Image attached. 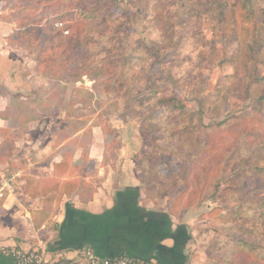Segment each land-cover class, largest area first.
<instances>
[{"label":"crops","instance_id":"1","mask_svg":"<svg viewBox=\"0 0 264 264\" xmlns=\"http://www.w3.org/2000/svg\"><path fill=\"white\" fill-rule=\"evenodd\" d=\"M4 3L0 144L11 136L15 142L9 158L0 160V187L13 181L0 199V264H16L2 252L12 247L40 248L52 262L82 258L91 249L100 257L195 264L204 238L186 216L171 211L172 203L143 189L136 160L125 156L128 147L112 144V130L100 124L71 129L78 118L59 112L65 83L43 74L30 54H18ZM61 117L67 126H59Z\"/></svg>","mask_w":264,"mask_h":264},{"label":"trees","instance_id":"2","mask_svg":"<svg viewBox=\"0 0 264 264\" xmlns=\"http://www.w3.org/2000/svg\"><path fill=\"white\" fill-rule=\"evenodd\" d=\"M123 1L22 0L29 4L27 9L35 5L44 6L40 11L35 10L37 14L32 13V8L24 11L10 39L29 42L32 49L30 55L42 73H47L46 70L52 66L59 67V60H62L67 65L68 75L72 77L87 74L99 78L107 75L103 83L109 87L106 90L111 92L123 86L122 82L117 83L116 78L121 61L119 54L107 53L102 56L101 52L94 54L93 48L101 49L102 44L113 41L115 46L120 44L135 22L151 26L152 30L157 31L159 40L139 43L142 57L138 58L137 67L145 71L143 88L149 90V100L154 99V105L160 107L154 118L163 121L150 124L148 130H169L170 134H164V139L178 140L180 144L177 148L188 159L190 153L184 151L185 147L195 135L200 136L202 130H209V126L203 121L196 124L188 115L185 99L170 89L172 84H179L182 80L170 64L181 58L185 43L191 39H194V43L206 41L202 24H209L212 29L222 27L224 32H235L238 50L234 55L221 54V48L211 41L200 56V64L206 60L210 66L208 68L213 70L225 65V68L232 67L234 74L230 76L231 91L228 93L234 95L240 91L247 96L255 92L258 105L248 111L245 118L231 115L218 122L213 129L215 132L209 134L200 152L190 155L189 165L199 173L185 178L188 184L194 176L197 178L196 185L181 191L173 201L171 211L178 215L180 209L193 206L206 193L216 191L218 182L214 178L222 177L231 162L244 157L257 168L259 166L255 163L264 158V10L263 18L259 20V0H129L138 5V9L116 17V9ZM188 6L186 18L183 19L179 11ZM57 23H62V26ZM162 40L171 46L163 45ZM93 55L101 57L91 64ZM150 68L163 72V85L146 74ZM111 81L117 84V88L111 86ZM103 129L108 130L107 127ZM14 142L15 137L11 136L0 144V160L9 158ZM241 215L245 224L254 218L246 211ZM222 219L225 223L230 221L228 216H222ZM220 257L219 264H264V247L243 237L229 245Z\"/></svg>","mask_w":264,"mask_h":264},{"label":"rangeland","instance_id":"3","mask_svg":"<svg viewBox=\"0 0 264 264\" xmlns=\"http://www.w3.org/2000/svg\"><path fill=\"white\" fill-rule=\"evenodd\" d=\"M4 1L3 8L8 10L4 17H9L15 25L24 11L32 8V13L37 14L44 6L35 5L27 9L29 4L21 2L22 0ZM259 8L261 20L264 0H259ZM137 9L138 5L124 0L115 14L116 17L125 16ZM188 10L189 6L179 11L183 19L186 18ZM201 27L205 28V40L209 43L201 40L194 43V39H191L185 43L181 58L170 64L174 66L175 74L182 78L179 84H172L170 89L185 99L188 115L196 124L203 121L209 126V130H202L201 135H195L193 141L185 147L184 151H188L190 155L200 152L209 134L215 132L213 129L218 122L231 115L245 118L247 112L258 105V95L255 92L247 96L240 91L234 95L228 93L231 91L230 76L234 74L232 67L225 68V65L221 69L213 70L209 69L206 60L200 64V56L208 49L211 41L221 48V54L234 55L238 50L235 32H224L222 27L212 29L209 24H202ZM154 39L159 40L156 30L144 23L135 22L129 35L120 44L115 46L113 41L107 45L102 44L101 49L93 48L94 54L101 52L102 56L107 53L119 54L121 61L116 78L117 83L122 82L123 86L117 88V84L111 81V86L117 88V91L106 90L109 87L103 82L107 75L99 78L89 77L87 74L77 78L68 75L67 65L62 60H59V67L52 66L43 74L65 83L66 92L63 98L66 100L62 98L59 101V112L68 110L78 118L71 129L78 130L100 124L112 130L115 138L112 144L125 145L129 149L124 153L125 156L136 160L143 189L148 190L149 196L156 197L158 202L163 200L170 205L181 191L196 185L197 178L194 176L189 179L188 184L185 183V178L199 172L190 167V155L187 159V155L180 153L177 148L178 140L164 139V134H170L169 130H148L150 124L163 119L154 118L160 107L154 105V99L149 100L151 94L148 89L143 88L145 71L137 67V64L138 58L142 57L139 43ZM12 43L19 46L18 54H31L32 49L27 40H14ZM161 43L171 46L166 40ZM100 57L93 55L90 63ZM146 74L152 76L160 85L165 82L161 70L150 68ZM68 122L61 117L59 126H67ZM256 164L259 167H253L254 164L248 163L244 157L231 162L222 177L214 178L218 182L216 191L206 193L193 206L179 210V214L191 221L198 238H204L195 264H219L220 255L226 248L243 237L264 247V158H260ZM243 211L254 216L246 224L241 215ZM222 216H228L230 221L225 223Z\"/></svg>","mask_w":264,"mask_h":264},{"label":"built area","instance_id":"4","mask_svg":"<svg viewBox=\"0 0 264 264\" xmlns=\"http://www.w3.org/2000/svg\"><path fill=\"white\" fill-rule=\"evenodd\" d=\"M62 26V23H57ZM13 190V181L6 179L0 187V199L4 198L6 191ZM2 252L10 256L16 264H159L156 260H141L128 255L100 257L93 250L88 249L82 258H64L56 262L47 259L42 249L31 251L19 247L3 248Z\"/></svg>","mask_w":264,"mask_h":264}]
</instances>
